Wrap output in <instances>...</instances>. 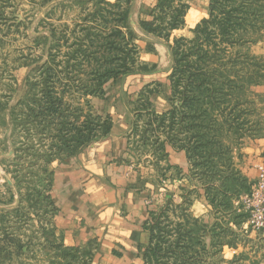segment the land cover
Instances as JSON below:
<instances>
[{"label": "rangeland", "instance_id": "rangeland-1", "mask_svg": "<svg viewBox=\"0 0 264 264\" xmlns=\"http://www.w3.org/2000/svg\"><path fill=\"white\" fill-rule=\"evenodd\" d=\"M103 1L0 0V264H92L94 245H68L54 227L48 192L54 170L67 153L55 138L58 133L31 124L27 108L34 95L39 97V75L45 66L56 67L65 80L67 66L89 70L113 62L107 52L114 42L109 35L120 25L119 0ZM223 1L219 3L246 6L244 20L239 21L242 28L229 33V42L215 31L212 40L202 37L198 46L191 43V30L210 18V0H176L175 5L186 7L185 24L167 39L140 26L157 0L122 5L128 10L122 31L130 40L129 73L106 86L104 100L72 91L64 96V103L78 107L82 116L91 111L105 117L109 109L125 117V112L131 114L128 154L133 169L163 187L154 205L149 204L162 206L155 215L152 248L163 249L156 257L151 253L150 264H262L260 234L243 211V191L250 184L244 174L249 157L245 151L264 139V0ZM215 15L220 16L218 10ZM181 38L189 41L182 44V54L198 55L181 58L177 71L185 72L170 82V108L155 112L165 117H156L147 111L149 90L135 101L136 88L152 78H170L175 66L172 47ZM80 48L90 58H73ZM114 64L111 68L121 63ZM186 71L196 74L197 82L209 76L211 86H204L202 94L187 93L192 79ZM183 94L195 98V107L182 103ZM171 106L174 112L168 113ZM100 134L77 148L74 156L99 143ZM166 145L188 153L187 178L209 189L212 225L209 218L195 216L196 208L195 215L190 211L192 191L180 200L177 186L167 183L173 175L165 171Z\"/></svg>", "mask_w": 264, "mask_h": 264}, {"label": "crops", "instance_id": "crops-1", "mask_svg": "<svg viewBox=\"0 0 264 264\" xmlns=\"http://www.w3.org/2000/svg\"><path fill=\"white\" fill-rule=\"evenodd\" d=\"M148 75L149 72L143 74ZM153 86L160 90H152L148 95L151 110H168L171 101L168 74L141 83L136 88L135 101ZM106 113L113 121L110 134L79 155L63 160L54 170L53 224L63 234L66 244L96 247L92 264H140L149 242L145 229L148 213L157 209L149 204L154 205V196L161 195L163 187L148 181L149 174L140 176L133 169L134 163L128 154L131 114L127 111L125 117L119 112L120 116L110 109ZM245 153L249 155L244 165L245 179L252 184L257 177V166L264 165V139L255 141ZM165 155V171L173 175L167 183L177 186L180 200L187 191H194L190 211L193 213L196 208L198 214H193L197 218H209L212 225L214 217L204 187L187 178L190 165L186 153L166 145ZM258 233L262 244L259 259L264 264V231Z\"/></svg>", "mask_w": 264, "mask_h": 264}, {"label": "trees", "instance_id": "trees-1", "mask_svg": "<svg viewBox=\"0 0 264 264\" xmlns=\"http://www.w3.org/2000/svg\"><path fill=\"white\" fill-rule=\"evenodd\" d=\"M131 1L132 0H119L116 3V5H118V9L120 10V25L117 28L113 29L112 33L109 35V37L113 38L114 42H112L113 46L111 44V48L108 49L109 51L107 52V56L113 58V62L109 63L108 65H101L89 68L87 67V69L89 70L82 69V65L67 66L64 69V73H66L65 80L59 78L61 72H57L56 67L53 66H45L44 68H42V72L39 75L38 90L40 94L39 97L37 95H34L32 97V99L29 101L30 106L27 108V111L29 112V115L31 117L32 125L36 127H45L48 131L51 130V132L54 131L58 133V136H55V138H58V141L61 142L60 149H64L67 153L66 157H64V160L66 158L73 157L77 148L85 147L87 144H89L93 140V138L96 137V133H101V140L106 138L110 134L112 128V119L109 115L102 117L101 115H94L91 113V111H89V113H86L84 114V116H82L83 112L78 107H71L68 104L64 103V96H66L69 92L72 91L77 95L79 94L81 97L90 96L93 98H101L104 100L106 96V86L110 82H114L115 80H117L119 75L126 74L127 72L129 73L130 67L126 66L129 61H126V59H128L127 57L130 56L129 52L131 51H127L126 45L129 44L130 40H126L122 31V29H126L125 25L128 10H123L122 5H129ZM210 1V18L208 20H202L199 25H196L194 29L191 30L194 35V38L193 40H191V43H193L194 46L199 45V42L201 41L202 37H204L205 40H212L214 38L215 31L218 32V35H220L222 39H225L227 40V42H229V39H231L229 33L231 31L237 32L240 28H242L240 27L242 23L240 24L239 21L243 22L244 20V16L246 14V6L242 5L236 7L233 6V3H231V6L230 2V6H227L225 4H222V2L219 3V0ZM100 2L106 3L103 0H100ZM175 2L176 0H157L155 7L149 12V19L140 23L141 28L148 34H152L156 37L165 39L169 38L170 34L173 31L183 28L185 24L186 7L182 4L175 5ZM223 3L228 4L227 1H223ZM217 10L220 13V16H218V18L215 15ZM156 12L158 13L156 14ZM116 41H122V43L124 44L120 46L118 44L116 47ZM188 42L189 41L184 38L174 41V46L172 47V55L174 58L175 66L169 78L170 82H172L175 75L178 76L180 74L182 76V73L185 72L180 71L178 73L177 71L178 64L180 63V61H182V57L183 59H185L184 61H186L187 59H189V57L198 55L196 53H190L185 55L182 54V44ZM75 55L76 56L73 55L72 57H80L85 59L90 58V55H88L87 51L82 50L81 48L77 50ZM121 55H124V57L122 58ZM203 56L207 57V54H203ZM133 61L134 60L131 58V64L133 63ZM116 62L117 66L118 62H120L121 64L117 68H111L113 66V63L116 64ZM199 70L201 71V69ZM186 73L190 74V79H192L190 80L191 82H189V91L187 93L196 92L197 94H202L204 86H211V80H209V76H207V80L197 82L195 81V78L197 77L196 74H192L189 71H186ZM194 84L195 86L193 88L192 85ZM173 85L174 84L172 83L171 86ZM151 93L152 91H148L149 95ZM141 97L142 96H140V98ZM193 99L195 98L190 99L188 98L187 94H183L182 103H188L190 107H195L197 101ZM148 105L149 107L147 111L148 113H151V115L153 114L156 117H165L167 115L165 113L159 115L155 113V111L151 110L149 101ZM172 112H174V108L171 106V110L168 113ZM82 117H84L85 120L81 124H79L80 118ZM62 136L67 140H64ZM185 153L188 159L189 155L187 152ZM250 186L251 184H249V187H245L243 191L245 194L249 192ZM192 192L194 194V191ZM187 193H189V191H187L186 194ZM204 194L206 196L208 204L211 207L212 205L210 204L209 198L210 192L209 189H207L206 187L204 188ZM48 196L50 207H53L55 213L53 202L51 200V188L48 192ZM161 207L162 206H159L156 210L149 211L148 213V219L145 224V229L149 234V242L147 247L142 252V264H150L151 253H154L153 257H156L158 252L160 253L161 251H163V249H159L158 247H156V249L158 248L157 251L156 249L152 248L154 239L153 230L155 227L154 222H157L155 215L158 213ZM172 247L173 245L167 246V249ZM157 260L159 259H156L155 261Z\"/></svg>", "mask_w": 264, "mask_h": 264}, {"label": "built area", "instance_id": "built-area-1", "mask_svg": "<svg viewBox=\"0 0 264 264\" xmlns=\"http://www.w3.org/2000/svg\"><path fill=\"white\" fill-rule=\"evenodd\" d=\"M243 211L255 232L264 231V165L257 166V177L244 195Z\"/></svg>", "mask_w": 264, "mask_h": 264}]
</instances>
